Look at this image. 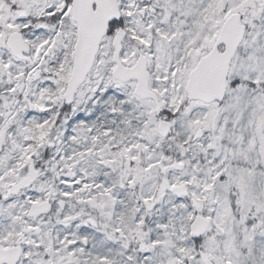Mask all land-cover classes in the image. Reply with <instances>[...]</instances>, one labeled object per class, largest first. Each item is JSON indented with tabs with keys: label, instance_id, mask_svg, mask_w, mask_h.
I'll list each match as a JSON object with an SVG mask.
<instances>
[{
	"label": "snow or ice",
	"instance_id": "obj_1",
	"mask_svg": "<svg viewBox=\"0 0 264 264\" xmlns=\"http://www.w3.org/2000/svg\"><path fill=\"white\" fill-rule=\"evenodd\" d=\"M0 264H264V0H0Z\"/></svg>",
	"mask_w": 264,
	"mask_h": 264
}]
</instances>
